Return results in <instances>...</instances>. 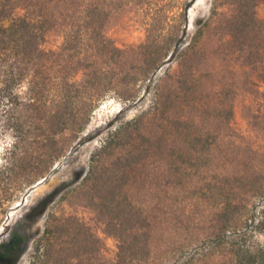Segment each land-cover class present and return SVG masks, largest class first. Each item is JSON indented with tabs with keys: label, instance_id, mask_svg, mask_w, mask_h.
I'll return each instance as SVG.
<instances>
[{
	"label": "trees",
	"instance_id": "trees-1",
	"mask_svg": "<svg viewBox=\"0 0 264 264\" xmlns=\"http://www.w3.org/2000/svg\"><path fill=\"white\" fill-rule=\"evenodd\" d=\"M261 2L214 0L213 14L232 5L215 26L221 48L264 67ZM137 6L150 13L145 40L121 47L107 29L118 11ZM171 11L167 0H0V133L12 135L5 172L47 176L105 98L142 99L167 61L179 65L166 74L169 83L154 84L148 108L109 132L77 188L117 240V257H105L102 239L77 216L50 214L30 264H264L257 236L264 215L254 212L264 198V164L213 157L216 135L191 113L210 104L211 94L200 88L192 62L196 39L185 44L187 5L176 18ZM52 28L64 40L47 50ZM225 88L212 100L229 124L234 108ZM150 166L164 179L151 206L132 195ZM46 203L26 217L36 219ZM27 240L16 231L0 242V264H16Z\"/></svg>",
	"mask_w": 264,
	"mask_h": 264
},
{
	"label": "rangeland",
	"instance_id": "rangeland-1",
	"mask_svg": "<svg viewBox=\"0 0 264 264\" xmlns=\"http://www.w3.org/2000/svg\"><path fill=\"white\" fill-rule=\"evenodd\" d=\"M197 1L167 0L173 18H176L181 7L187 5L190 19L183 26L185 44L193 37L196 39L197 52L191 54L192 62L200 80V88L204 94H211L210 104H205L199 112L193 109L191 113L199 115L206 130L216 135V140L213 139L216 147L212 154L215 159L240 161L248 166L264 164V67L245 64L237 55L221 48L215 26L232 12L231 4H220L213 14L214 0ZM257 13L264 19V2L258 5ZM149 14L147 9L139 6L118 11L107 29L108 35L121 47L143 42ZM63 40L62 31L52 28L47 33L43 47L47 50L58 49ZM177 69L179 65L176 59L167 61L154 75L149 91L142 92V99L125 102L115 95L105 98L94 110L86 131L67 154L55 163L47 176L36 178L21 170L9 173L0 168V242L8 241L16 231L25 233L28 238L16 264L31 263L34 244L43 233L50 214L77 216L102 239L105 257L109 260L117 257V240L105 233L104 223L98 219L93 208L83 201L77 188L89 168L91 156L103 145L109 132L122 121L148 108L154 84L161 79L165 84L169 83L168 77ZM167 73L170 74L168 77ZM223 86H226V93L232 97L234 108L229 124L224 116H218L219 110L212 100L214 93ZM11 143L12 135L0 133V166ZM144 169H148V172L144 170L143 173H146L138 178L132 195L151 206L156 202L160 191L158 187L163 186L164 179L158 166ZM45 202L48 203L44 212L36 219L32 221L26 217L33 207L39 209ZM263 207L264 198L257 199L254 204L255 216L264 215L261 212ZM257 236L264 242L263 232H258Z\"/></svg>",
	"mask_w": 264,
	"mask_h": 264
},
{
	"label": "bare ground",
	"instance_id": "bare-ground-1",
	"mask_svg": "<svg viewBox=\"0 0 264 264\" xmlns=\"http://www.w3.org/2000/svg\"><path fill=\"white\" fill-rule=\"evenodd\" d=\"M202 0H198L197 3L201 2ZM190 14L192 16V10H190ZM19 203V202H18Z\"/></svg>",
	"mask_w": 264,
	"mask_h": 264
},
{
	"label": "water",
	"instance_id": "water-1",
	"mask_svg": "<svg viewBox=\"0 0 264 264\" xmlns=\"http://www.w3.org/2000/svg\"><path fill=\"white\" fill-rule=\"evenodd\" d=\"M188 17H189V19H190V15H189V13H188ZM169 58H170V56H169ZM43 180H41L39 183H41Z\"/></svg>",
	"mask_w": 264,
	"mask_h": 264
}]
</instances>
